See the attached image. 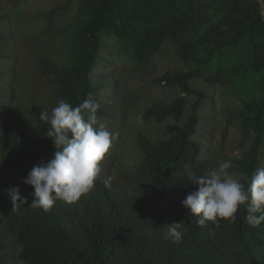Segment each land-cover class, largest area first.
<instances>
[{
    "label": "trees",
    "instance_id": "obj_1",
    "mask_svg": "<svg viewBox=\"0 0 264 264\" xmlns=\"http://www.w3.org/2000/svg\"><path fill=\"white\" fill-rule=\"evenodd\" d=\"M69 1L42 12L40 35L47 44L34 52L33 65L43 96H28L35 86L19 69L18 84L27 98L16 104L7 101L12 79L3 85V74L15 71L14 40L3 33L6 18L0 13V118H5L0 123V264H264V222L252 227L243 205L235 221L219 219L204 226L181 205L197 187L189 177L205 175L213 167L195 137L206 93L193 83L212 61L242 77L239 89L247 99L236 116L241 153L223 162L231 160L229 172L241 177L263 167L264 0H254L247 8L240 0H210L200 20L190 13L193 0H77L74 14ZM219 24L224 41L211 37L220 33ZM108 35L117 38L135 71L147 72L168 38L182 61L195 65L156 77L181 94L171 102L153 100L145 108L142 119L162 124L164 131L157 137L138 133L141 157L129 184L105 187L98 175L94 188L78 201L57 200L48 211L33 208L34 189L21 178L55 151L45 135L49 126L39 115L50 112L60 99L78 106L89 93L102 107L99 91L104 84L93 73ZM258 37L262 44L256 50L236 46L253 45ZM182 93L193 97L188 109ZM101 107L97 116L106 115ZM17 185L27 203L13 210L7 191ZM173 221L184 224L178 244L163 238L165 225Z\"/></svg>",
    "mask_w": 264,
    "mask_h": 264
},
{
    "label": "rangeland",
    "instance_id": "obj_2",
    "mask_svg": "<svg viewBox=\"0 0 264 264\" xmlns=\"http://www.w3.org/2000/svg\"><path fill=\"white\" fill-rule=\"evenodd\" d=\"M64 1L66 0H20L18 2L0 0V13L6 18L2 31L7 35L10 34V38L14 40L11 64H14V68L24 69L25 80L35 86L28 91V96L43 95V91L37 88L39 81L38 79L36 81L34 77L37 72L33 65L34 52L47 44L40 35L45 23L42 12ZM192 2L190 8L192 18L200 20L210 0H193ZM241 2L240 0V5L247 8L254 3V0H245L244 4ZM69 4L72 7L71 14H74L77 0H71ZM179 14L184 16L182 13ZM188 27L189 24L186 29ZM217 27L220 33H211V37L218 36L222 38V41L226 40L221 25ZM211 37L207 36L206 39L212 40ZM171 40L168 38L160 51L153 56L147 72H138L133 69L132 60L120 50L117 38L114 35H108L105 38L106 47L93 75L104 84L99 95L101 110H105L106 115L97 116L98 121L105 124L107 130L112 133V142L109 151L101 161L99 173V177L108 180L109 184H129L130 173L136 169L141 157L136 144L138 133L146 132L152 137H157L164 131L162 124L146 122L142 119L145 108L153 100L171 102L181 94L178 87L158 82L156 77L171 68L189 70L195 65L191 60L182 61ZM198 40L202 41V38ZM261 44L262 38L258 37L253 45L240 43L236 46L239 48L253 46L256 50ZM220 62L219 65H215L213 61L210 62L202 68L200 76L193 80L194 85L206 93V98L198 111L199 121L196 125L195 137L202 146V156L213 165L210 170L217 168L226 157L238 156L241 153V135L236 116L247 103L246 95L239 89L242 77L222 67ZM19 77L16 71L11 76L3 74V85L12 79L10 85L11 92L14 90L12 95L15 104L27 98L25 92L21 91L22 85L18 84ZM41 84L43 87L44 80H41ZM182 94L187 96L186 93ZM192 98L187 96V109ZM2 120L0 118V123ZM262 160L264 167V148Z\"/></svg>",
    "mask_w": 264,
    "mask_h": 264
},
{
    "label": "clouds",
    "instance_id": "obj_3",
    "mask_svg": "<svg viewBox=\"0 0 264 264\" xmlns=\"http://www.w3.org/2000/svg\"><path fill=\"white\" fill-rule=\"evenodd\" d=\"M19 69L22 68H15L17 74ZM9 92L7 101L14 103V90ZM99 108L100 104L89 93L78 106L73 107L60 99L50 112L40 113L39 119L49 126L45 135L52 140L55 151L50 159L33 166L28 175L21 178L34 189L30 193L33 196L31 207L48 211L57 200L73 203L94 188L101 161L112 142V133L98 121ZM2 119L4 123L5 118ZM233 167L231 160H225L206 175L189 177L197 187L187 193L181 205L197 217L198 225L204 226L209 221L218 223L219 219L235 221L242 205L247 213L245 218L252 227H259L264 222V167L256 169L250 177L229 172ZM109 186L105 180V187ZM7 194L13 210L18 203H27L19 185L9 189ZM183 235L181 221H173L164 227L165 240L178 244Z\"/></svg>",
    "mask_w": 264,
    "mask_h": 264
}]
</instances>
